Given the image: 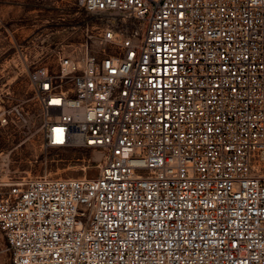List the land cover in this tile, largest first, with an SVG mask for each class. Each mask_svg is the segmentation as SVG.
Listing matches in <instances>:
<instances>
[{
	"label": "built area",
	"instance_id": "2783aa9c",
	"mask_svg": "<svg viewBox=\"0 0 264 264\" xmlns=\"http://www.w3.org/2000/svg\"><path fill=\"white\" fill-rule=\"evenodd\" d=\"M74 1L81 40L0 90L9 264H264V0ZM34 142L97 173L32 175Z\"/></svg>",
	"mask_w": 264,
	"mask_h": 264
},
{
	"label": "rangeland",
	"instance_id": "374dc122",
	"mask_svg": "<svg viewBox=\"0 0 264 264\" xmlns=\"http://www.w3.org/2000/svg\"><path fill=\"white\" fill-rule=\"evenodd\" d=\"M85 16L74 0H0V90L29 95L28 71L51 61V53L60 44L81 40ZM18 152L22 156L17 164L32 175L93 176L98 170L91 153L77 147L44 151L34 142ZM3 247L0 231V263L9 264V253Z\"/></svg>",
	"mask_w": 264,
	"mask_h": 264
},
{
	"label": "bare ground",
	"instance_id": "6f19581e",
	"mask_svg": "<svg viewBox=\"0 0 264 264\" xmlns=\"http://www.w3.org/2000/svg\"><path fill=\"white\" fill-rule=\"evenodd\" d=\"M94 157L98 158L99 157V154L98 153H95Z\"/></svg>",
	"mask_w": 264,
	"mask_h": 264
},
{
	"label": "crops",
	"instance_id": "0c3cea01",
	"mask_svg": "<svg viewBox=\"0 0 264 264\" xmlns=\"http://www.w3.org/2000/svg\"><path fill=\"white\" fill-rule=\"evenodd\" d=\"M0 264H3V263H0Z\"/></svg>",
	"mask_w": 264,
	"mask_h": 264
}]
</instances>
